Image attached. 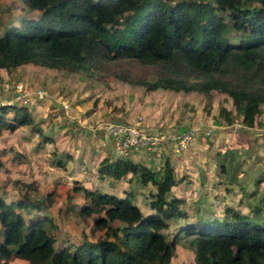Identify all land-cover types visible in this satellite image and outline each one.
Instances as JSON below:
<instances>
[{"label":"trees","instance_id":"16d2710c","mask_svg":"<svg viewBox=\"0 0 264 264\" xmlns=\"http://www.w3.org/2000/svg\"><path fill=\"white\" fill-rule=\"evenodd\" d=\"M21 1L41 16L24 18L19 27L0 34V68L34 63L94 73L103 61L131 59L152 71L136 77L122 72V79L148 89L225 92L241 123L254 125L264 102V0ZM229 28L241 32L239 40L230 39ZM9 110L11 119L5 116ZM235 113L219 109L228 124ZM31 120L25 105H0V130ZM99 171L115 178L132 172L154 184L150 212L144 214L130 193L83 187L89 201L79 212H97L94 223L106 236L56 248V237L45 226L49 218L27 219L16 209L29 205L26 198L9 202L0 195V264H9L11 257L24 264H172L177 236L167 239L163 231L172 218L185 220L180 229L191 236L196 264H264V220L230 207L222 219L187 220L183 198L168 196L177 182L168 160L160 172L116 157Z\"/></svg>","mask_w":264,"mask_h":264},{"label":"rangeland","instance_id":"374dc122","mask_svg":"<svg viewBox=\"0 0 264 264\" xmlns=\"http://www.w3.org/2000/svg\"><path fill=\"white\" fill-rule=\"evenodd\" d=\"M219 13L229 19L228 11ZM40 14L21 0H0V34ZM227 34L233 41L241 36L233 28ZM151 71V66L131 59L103 61L94 73L34 63L0 68V105H25L32 118L14 130H0V195L9 202L26 198L29 205L16 209L27 219L36 214L49 218L45 226L55 235L56 248L106 236L105 228L94 223L97 212H79L89 201L83 187L130 193L144 214L150 212L154 184L143 183L132 172L115 178L99 171L106 160L120 157L99 126L102 121L127 124L140 119L178 133L193 129L194 139L179 153L165 144L159 151H131L125 158L160 172L168 160L177 181L168 196L183 198L180 207L187 220L222 219L226 207L264 220V102L254 125L246 126L225 92L148 89L120 77L122 72L136 77ZM221 106L235 113L231 124L219 114ZM5 116L11 119L13 111ZM185 223L172 218L163 230L167 239L177 236L172 264H196L191 236L180 229ZM25 262L9 259V264Z\"/></svg>","mask_w":264,"mask_h":264},{"label":"built area","instance_id":"2783aa9c","mask_svg":"<svg viewBox=\"0 0 264 264\" xmlns=\"http://www.w3.org/2000/svg\"><path fill=\"white\" fill-rule=\"evenodd\" d=\"M99 126L111 140L115 154L120 157L141 149L159 151L165 144L179 153L194 139L193 129L178 133L162 125H147L140 119L127 124L102 121Z\"/></svg>","mask_w":264,"mask_h":264},{"label":"crops","instance_id":"0c3cea01","mask_svg":"<svg viewBox=\"0 0 264 264\" xmlns=\"http://www.w3.org/2000/svg\"><path fill=\"white\" fill-rule=\"evenodd\" d=\"M149 123H150V120H149ZM149 123H146V124H149ZM103 132H104V130H103ZM104 134H105V132H104ZM101 140V139H100ZM99 144V143H98ZM101 145V144H100ZM101 147H103V148H105V146H103V145H101ZM187 148V147H186ZM187 155V154H186ZM147 165V164H146ZM107 192V191H106ZM120 196V195H119Z\"/></svg>","mask_w":264,"mask_h":264}]
</instances>
